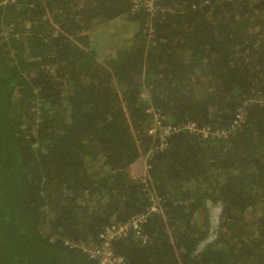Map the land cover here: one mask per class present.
<instances>
[{"label":"trees","instance_id":"trees-1","mask_svg":"<svg viewBox=\"0 0 264 264\" xmlns=\"http://www.w3.org/2000/svg\"><path fill=\"white\" fill-rule=\"evenodd\" d=\"M0 0V264H98L96 241L150 207L131 166L150 161L164 216L114 244L127 264H264V0ZM119 30V31H118ZM147 92L148 98L142 95ZM247 103V104H246ZM222 205L214 224L211 206ZM215 228L216 233L211 236Z\"/></svg>","mask_w":264,"mask_h":264},{"label":"built area","instance_id":"built-area-1","mask_svg":"<svg viewBox=\"0 0 264 264\" xmlns=\"http://www.w3.org/2000/svg\"><path fill=\"white\" fill-rule=\"evenodd\" d=\"M7 1L9 0H3L2 4ZM133 2L134 11L140 8H144L148 12H154L156 10L155 0H133ZM142 98L147 99L148 93L145 92ZM249 101L264 105V99H250ZM245 111L246 109L244 107L238 110L232 126L228 130H214L211 127H202L194 121L168 124L160 112L152 107L149 108L147 112L153 116V125L148 130V134L158 138V142L155 143L146 154H142L131 166L130 176L134 181H137L143 186V190L146 193L148 192L147 195L151 201L150 207L144 213L136 214L125 222H119L117 219L113 218L110 225L98 236L96 241L90 240L82 243L66 242V245L74 249H79L90 260L98 264H127L125 258L116 253L114 244L131 236L139 238L143 244L147 243L148 237L143 233L144 225L154 214L164 216L161 200L150 190V185L152 183L150 161L156 154L167 151L170 147L171 140L181 134H194L204 139H209L210 137L227 138L242 126L245 121Z\"/></svg>","mask_w":264,"mask_h":264},{"label":"flooded vegetation","instance_id":"flooded-vegetation-1","mask_svg":"<svg viewBox=\"0 0 264 264\" xmlns=\"http://www.w3.org/2000/svg\"><path fill=\"white\" fill-rule=\"evenodd\" d=\"M220 210L218 207L216 206H211V214H212V218H213V222L216 218H218L219 214H220Z\"/></svg>","mask_w":264,"mask_h":264},{"label":"water","instance_id":"water-1","mask_svg":"<svg viewBox=\"0 0 264 264\" xmlns=\"http://www.w3.org/2000/svg\"><path fill=\"white\" fill-rule=\"evenodd\" d=\"M217 207L219 208L220 211H222V209H223L222 205H218ZM217 223H218V218H216L214 220V224H217ZM215 232H216V230H215V228H213V231L211 233V236H214Z\"/></svg>","mask_w":264,"mask_h":264},{"label":"rangeland","instance_id":"rangeland-1","mask_svg":"<svg viewBox=\"0 0 264 264\" xmlns=\"http://www.w3.org/2000/svg\"><path fill=\"white\" fill-rule=\"evenodd\" d=\"M119 31V30H118ZM218 219H219V216H218ZM216 233V232H215Z\"/></svg>","mask_w":264,"mask_h":264}]
</instances>
